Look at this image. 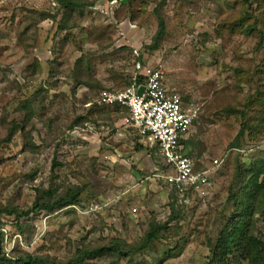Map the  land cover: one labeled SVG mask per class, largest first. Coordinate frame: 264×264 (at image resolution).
<instances>
[{
    "label": "rangeland",
    "instance_id": "1",
    "mask_svg": "<svg viewBox=\"0 0 264 264\" xmlns=\"http://www.w3.org/2000/svg\"><path fill=\"white\" fill-rule=\"evenodd\" d=\"M61 1L0 0V209L11 211L0 213V257L209 264L234 224L264 246V0ZM135 58L197 106L195 169L245 151L211 175L206 197L175 198L155 148L102 102L126 87ZM257 173L263 187L249 194ZM71 191L78 203L29 211ZM245 242L230 264H264Z\"/></svg>",
    "mask_w": 264,
    "mask_h": 264
},
{
    "label": "built area",
    "instance_id": "2",
    "mask_svg": "<svg viewBox=\"0 0 264 264\" xmlns=\"http://www.w3.org/2000/svg\"><path fill=\"white\" fill-rule=\"evenodd\" d=\"M138 51L134 50L136 56ZM130 83L121 90L103 92L106 105L124 109V122L140 136L146 145L157 147L165 183L179 195L204 198L208 195L211 175L221 166L223 158L213 159L201 170L183 153L180 140L197 118L198 108L187 102L167 84L164 72L136 60Z\"/></svg>",
    "mask_w": 264,
    "mask_h": 264
},
{
    "label": "trees",
    "instance_id": "3",
    "mask_svg": "<svg viewBox=\"0 0 264 264\" xmlns=\"http://www.w3.org/2000/svg\"><path fill=\"white\" fill-rule=\"evenodd\" d=\"M110 1H112V0H110ZM122 1H125V0H119L120 3ZM165 1L166 0H161L162 3H164ZM61 2H62V4H64V6H66V4H67V6L69 5L68 7L72 9V7H71L73 5L72 1L62 0ZM164 31H165V23L162 19H160L158 21L157 31L155 33V36L153 37V41L150 44V47L152 49H154L158 46V41L162 38ZM136 60L137 59L135 58L131 62L133 66H134V63L136 62ZM130 77H131V75H129V80H128L127 85L131 81ZM30 113L31 112L28 111V114H30ZM10 135H13V130L9 132V136ZM137 136L140 139V136L138 134H137ZM188 139H189V137L186 139H182V140H180V143L183 146V153L188 158H190L192 161H194L192 159L190 149H187ZM154 148L156 151L158 150L157 147H154ZM185 148L187 149V151L184 150ZM244 152L245 151L242 150L241 148H239V146L231 148L230 151L227 152V155L224 156L223 162H222L221 166L217 169V171L221 170L222 168H225V166L227 165V163L229 161V156L231 153L240 157L242 154H244ZM194 165H195V163H194ZM160 171L165 173L168 171V168L161 166ZM259 173H261V172L259 171ZM262 178H264V176ZM251 183H253L256 188H254V191H249L248 192L249 194L256 193L255 191H257L263 187L261 183H258V173L255 174V176H253V179H251ZM171 191L174 193L175 198H177L178 195L176 194V192L172 189H171ZM47 194H49V192H47ZM185 196H186V194L183 195L182 198H184ZM78 202L79 201L77 200L76 192L71 191V192H68L67 194H65L63 197H60L59 199H57L55 202H52V203L42 202L40 205L35 204L34 207L29 211L31 212L33 209L51 210V209H54L56 207H63V206L71 205V204H76ZM13 211L15 212V210H12V212ZM3 212H6V211L0 209V213H3ZM6 213L10 214L11 211H7ZM21 215H27V212H21V214H18V217ZM235 225L236 224H234L231 227V229L224 228L223 230H221L220 237L217 239L216 245L211 250V260L209 261V264H230V259L228 258V256L232 253V251H233L232 249L233 248L240 249V247L243 246L242 244H243V242H245L244 232L239 230V227H235ZM1 226H2V223L0 222V239L2 238ZM155 237H156L155 232H153V231L148 232L144 238L143 247L147 246L152 241V239H154ZM246 239L247 240L245 242V248L247 247V253H248L247 255H249L250 258L253 256V260H254L253 262L255 263L256 260L263 258L262 253L264 252V246L260 243V241H258L257 239H255L252 236L246 237ZM261 251H263V252H261ZM88 254L89 253L83 254L79 258V263H81L83 261V258ZM25 258H27L28 260L32 259L30 255H27ZM33 259L38 261V259H35V258H33ZM10 263H11V260L8 259L7 257H5V256L0 257V264H10ZM51 264H57V263L55 262V263H51Z\"/></svg>",
    "mask_w": 264,
    "mask_h": 264
}]
</instances>
